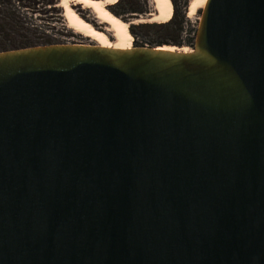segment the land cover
<instances>
[{
  "label": "water",
  "instance_id": "95a60500",
  "mask_svg": "<svg viewBox=\"0 0 264 264\" xmlns=\"http://www.w3.org/2000/svg\"><path fill=\"white\" fill-rule=\"evenodd\" d=\"M200 12L189 53L0 51V264H264V0Z\"/></svg>",
  "mask_w": 264,
  "mask_h": 264
},
{
  "label": "rangeland",
  "instance_id": "374dc122",
  "mask_svg": "<svg viewBox=\"0 0 264 264\" xmlns=\"http://www.w3.org/2000/svg\"><path fill=\"white\" fill-rule=\"evenodd\" d=\"M146 2L147 10L143 13H139V17H134L132 15L125 16L122 14L121 16L117 14L118 5H144ZM173 6V13L171 20L168 22L169 24L174 20L173 15L176 12L181 13L183 16L184 22L182 23V31L177 43H172L169 39L164 38V31L152 28L147 33H144L142 29H139L142 25H158L156 23H137L130 24L129 32L133 36L132 46L138 47L140 44L146 47H156V46H175L177 48L188 47L192 48L194 43L195 32L200 20L201 12L199 11L192 18L186 17V7L188 4V0H171ZM12 10L15 11L16 15H18L20 19V23L23 26L21 33L25 36L26 40L31 47L33 46H42V45H50V44H72L78 43L76 41H68L69 38L75 37L76 39H80L83 42L80 44H91L90 40L84 38L82 35L74 33L70 30L63 17L62 8L58 7L57 0H11ZM109 10L116 16L122 18L123 20L131 23L134 20H138L139 18L146 19L149 13L153 12L151 0H119L117 4L109 7ZM137 14V13H134ZM90 15V16H89ZM91 13L88 11H83L82 19L90 24H92L99 31H103L100 29V26L94 22H92ZM141 16V17H140ZM179 20V18H177ZM167 23V24H168ZM131 30L137 33V37H135ZM142 30V31H141ZM155 40H161L162 42H153ZM110 41L112 43L115 42L113 38L110 37ZM94 44V43H93Z\"/></svg>",
  "mask_w": 264,
  "mask_h": 264
},
{
  "label": "bare ground",
  "instance_id": "6f19581e",
  "mask_svg": "<svg viewBox=\"0 0 264 264\" xmlns=\"http://www.w3.org/2000/svg\"><path fill=\"white\" fill-rule=\"evenodd\" d=\"M58 7L63 10V17L67 27L74 33L82 35L102 48L127 50L132 48L133 36L129 32L130 24L156 23L165 24L171 20L173 6L171 0H151L153 12L146 19L139 18L131 23L114 15L109 7L118 3L119 0H57ZM207 0H188L186 17L192 18L203 9ZM82 10H79L77 7ZM100 26L99 31L92 24L82 19L83 11H88ZM141 17V16H140ZM110 37L115 40L110 41ZM158 50L191 52L188 47L177 48L175 46H157Z\"/></svg>",
  "mask_w": 264,
  "mask_h": 264
},
{
  "label": "trees",
  "instance_id": "16d2710c",
  "mask_svg": "<svg viewBox=\"0 0 264 264\" xmlns=\"http://www.w3.org/2000/svg\"><path fill=\"white\" fill-rule=\"evenodd\" d=\"M11 0H0V51L21 49L31 47L26 40L25 36L21 33L23 26L20 23L18 15L12 10ZM179 18V20H177ZM170 24H158V25H142L139 29H142L144 33H147L152 28H157L164 31L165 37L172 43H177L182 31V23L184 22L181 13L175 11ZM141 30V31H142ZM131 33L137 37V33L131 30ZM153 42H162L161 40H155ZM140 47L142 44L139 45Z\"/></svg>",
  "mask_w": 264,
  "mask_h": 264
},
{
  "label": "flooded vegetation",
  "instance_id": "af4514ba",
  "mask_svg": "<svg viewBox=\"0 0 264 264\" xmlns=\"http://www.w3.org/2000/svg\"><path fill=\"white\" fill-rule=\"evenodd\" d=\"M79 10H82L81 8H79V6L77 7ZM145 10H147V4H146V2H145V4L142 6V5H133V3L130 5V6H124V5H122V4H120V5H118V7H117V14L118 15H122V14H124L125 16H130V15H138L139 16V13L141 14V13H143ZM134 13H137V14H134ZM90 16V15H89ZM92 17V22H94V17L93 16H91ZM95 23L97 24V21L95 20ZM82 38H80V39H76L75 37H71V38H69V40L68 41H76V42H83L82 40H81Z\"/></svg>",
  "mask_w": 264,
  "mask_h": 264
},
{
  "label": "built area",
  "instance_id": "2783aa9c",
  "mask_svg": "<svg viewBox=\"0 0 264 264\" xmlns=\"http://www.w3.org/2000/svg\"><path fill=\"white\" fill-rule=\"evenodd\" d=\"M77 44H80V42H78Z\"/></svg>",
  "mask_w": 264,
  "mask_h": 264
}]
</instances>
